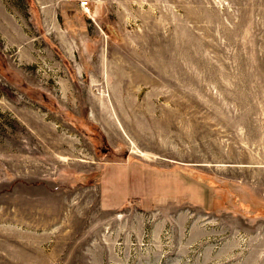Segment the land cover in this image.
<instances>
[{
  "label": "rangeland",
  "instance_id": "1",
  "mask_svg": "<svg viewBox=\"0 0 264 264\" xmlns=\"http://www.w3.org/2000/svg\"><path fill=\"white\" fill-rule=\"evenodd\" d=\"M0 264H264V0H0Z\"/></svg>",
  "mask_w": 264,
  "mask_h": 264
},
{
  "label": "built area",
  "instance_id": "2",
  "mask_svg": "<svg viewBox=\"0 0 264 264\" xmlns=\"http://www.w3.org/2000/svg\"><path fill=\"white\" fill-rule=\"evenodd\" d=\"M81 5L83 6V8H85L86 6H88V2H86V1H82V2H81Z\"/></svg>",
  "mask_w": 264,
  "mask_h": 264
}]
</instances>
